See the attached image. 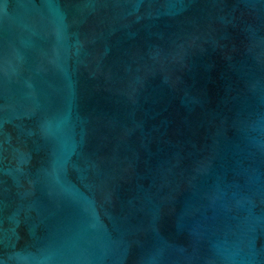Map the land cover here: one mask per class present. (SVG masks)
Masks as SVG:
<instances>
[{
	"label": "water",
	"instance_id": "1",
	"mask_svg": "<svg viewBox=\"0 0 264 264\" xmlns=\"http://www.w3.org/2000/svg\"><path fill=\"white\" fill-rule=\"evenodd\" d=\"M0 264H264V0H0Z\"/></svg>",
	"mask_w": 264,
	"mask_h": 264
}]
</instances>
